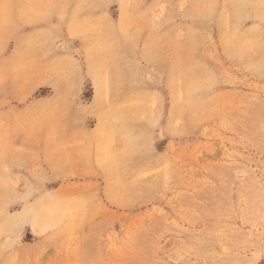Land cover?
Returning <instances> with one entry per match:
<instances>
[{
    "label": "rangeland",
    "instance_id": "374dc122",
    "mask_svg": "<svg viewBox=\"0 0 264 264\" xmlns=\"http://www.w3.org/2000/svg\"><path fill=\"white\" fill-rule=\"evenodd\" d=\"M0 264H264V0H0Z\"/></svg>",
    "mask_w": 264,
    "mask_h": 264
}]
</instances>
